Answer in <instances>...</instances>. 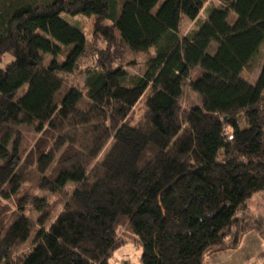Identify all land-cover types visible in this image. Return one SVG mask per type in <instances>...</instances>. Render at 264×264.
Listing matches in <instances>:
<instances>
[{
	"label": "trees",
	"instance_id": "trees-1",
	"mask_svg": "<svg viewBox=\"0 0 264 264\" xmlns=\"http://www.w3.org/2000/svg\"><path fill=\"white\" fill-rule=\"evenodd\" d=\"M216 1L200 23L208 0H42L0 10V63L12 58L0 67V264H110L122 228L141 264H204L240 248L252 199L264 194V64L255 84L243 76L264 44V0ZM78 16L94 20L92 38L106 49L67 19ZM184 19L198 28L183 35ZM138 57L145 71L132 75ZM64 75L85 81L67 84L58 101ZM188 94L195 103L186 106ZM37 192L61 197L54 219Z\"/></svg>",
	"mask_w": 264,
	"mask_h": 264
},
{
	"label": "rangeland",
	"instance_id": "rangeland-1",
	"mask_svg": "<svg viewBox=\"0 0 264 264\" xmlns=\"http://www.w3.org/2000/svg\"><path fill=\"white\" fill-rule=\"evenodd\" d=\"M38 1H42V0H0V2L2 3L0 6V10L3 9H10V8H14L17 6H20L22 4H34ZM218 3L216 0H208V2L205 5V8L203 9L200 19H199V23L201 21H204L207 18V14H208V9L210 7L213 6H217ZM67 19L69 20V22L71 23V25H76L78 27H80L83 32L87 35L88 41L90 43L91 47H96L98 50L99 49H106L107 48V44L103 41V40H97L94 41L93 37V25H94V20L93 19H88V18H84L82 16H78V17H67ZM237 19V16L232 13L228 23L229 24H233ZM198 28V21L192 22L188 19H184L181 25V32L183 35L188 34L189 32H191L192 30ZM116 49H114V52ZM261 54L260 56H258L255 66L256 68L252 71L246 70L243 73V76L246 77L249 82L251 84H255L259 75H260V71L262 68V65L264 64V44L261 47ZM92 55V54H91ZM64 58L62 57L60 60L62 61ZM135 58L131 55H125L124 56V61L126 62H130L132 60H134ZM53 60V58L49 55L45 56V62L48 65L49 63H51V61ZM12 61V58L10 56H5L4 59L2 60V62L0 63V67L4 68L8 63H10ZM86 63H90V60H86ZM83 63V66H86L87 64ZM136 65H130L127 67V71L132 74V75H142L145 71V58L144 57H138L136 58ZM83 68V67H82ZM64 80H65V86L63 88V90L61 91V93L59 94L58 97V101H60L64 94L68 91L69 86L68 85H75L78 86V88H82L85 79L82 77H78L76 75H64L63 76ZM68 84V85H67ZM25 90L21 91V95L24 94ZM188 99L187 101L185 100V104L186 106H189L190 104H194L193 100L191 99V97L188 94ZM89 107V101L84 98L80 108L83 110L88 109ZM145 114V108L143 105H139L135 108V110L132 112L131 118L130 120H132V122H137L139 121ZM22 133H23V139H25V141H31V148L34 145L33 141L35 138V134L34 131L30 128H22ZM75 189V186L73 183H70L68 188H67V192L69 194H72L73 190ZM36 195L40 198L46 199L50 204H52L54 206V213L52 216V219H54L63 209L62 204L60 203L61 201V197L59 195L57 196H52L51 194L48 193H44V192H37ZM264 199V194L262 193H258L256 195H254L252 202H253V206L251 211L249 210L248 213V217L245 220V223L247 225L248 230H259L261 229V226L264 228V225L259 224L258 221L259 220H264L261 217L255 218V216L253 217L252 213L255 214L256 213V209H257V201L259 199ZM6 205H10L11 209L16 210V207H14L13 204L10 203H4ZM26 215L33 221V222H37L39 219V214H37V212H35L32 208H28L26 210ZM38 229H36L35 233L33 234V236L27 241V243L20 249L19 254L20 255H24L27 254L31 251L32 247H33V242H34V235L36 234ZM126 229L122 228L119 230V235H121V241L123 246L118 249L111 257L109 263L110 264H141V257H142V250L141 248H137L136 245L134 244V241L127 235L125 234ZM254 235L252 234L249 235L248 237H245L242 241V246L240 249V255H243V259L246 262L250 261V258L248 256V252L253 251L255 249L258 250H262L264 249V238L260 237L258 235V233L256 231L253 232ZM260 233V232H259ZM250 238H258V242H256L255 240L252 241L250 240ZM253 249V250H252ZM264 259H260L257 258L253 264H263ZM250 263V262H249Z\"/></svg>",
	"mask_w": 264,
	"mask_h": 264
},
{
	"label": "crops",
	"instance_id": "crops-1",
	"mask_svg": "<svg viewBox=\"0 0 264 264\" xmlns=\"http://www.w3.org/2000/svg\"><path fill=\"white\" fill-rule=\"evenodd\" d=\"M253 205H254L253 202H251L250 211H251ZM252 215H253V217L255 216V218L261 217L262 219H264V199L261 198L257 201L256 213L255 214L252 213ZM254 231H256L260 237H262L261 234L258 232V230L251 229L246 233L244 238L248 237L249 235L252 236V234L254 235V233H253ZM257 239L258 238H250V240H252V241L255 240L256 242H258ZM241 246H242V243H241ZM241 246L236 251L223 252L220 254L213 255V256L207 258L205 260L204 264H253L254 261L257 258H259V256L264 252V249H262V250H258V249L253 250L252 249L253 251L249 250V252H248V256L250 258V261H249L250 263H249L243 259V255L239 254L242 251V250L240 251V249H242Z\"/></svg>",
	"mask_w": 264,
	"mask_h": 264
}]
</instances>
